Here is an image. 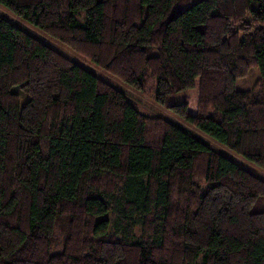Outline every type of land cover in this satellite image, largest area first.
Listing matches in <instances>:
<instances>
[{"label": "trees", "instance_id": "obj_1", "mask_svg": "<svg viewBox=\"0 0 264 264\" xmlns=\"http://www.w3.org/2000/svg\"><path fill=\"white\" fill-rule=\"evenodd\" d=\"M0 4L264 171V0ZM0 264H264V179L0 16Z\"/></svg>", "mask_w": 264, "mask_h": 264}, {"label": "rangeland", "instance_id": "obj_2", "mask_svg": "<svg viewBox=\"0 0 264 264\" xmlns=\"http://www.w3.org/2000/svg\"><path fill=\"white\" fill-rule=\"evenodd\" d=\"M0 16L7 20L8 22L14 24L15 26L23 29L36 39L40 40L44 44L58 50L65 56H67L69 59H71L74 63L77 65L85 68L86 70L90 71L91 73L95 74L97 77L101 78L102 80L106 81L116 89L122 91L124 94H126L131 100H133L141 109L142 112L146 114H150L153 116H159L162 117L171 123L188 130L190 133H192L197 138L202 139L204 142H206L210 147H212L213 150L217 151L218 153L224 154L226 157H228L232 162H235L236 164L240 165L245 170L247 169L252 174H255L257 176H260L264 179V171L261 170L259 167H256L253 163L249 162L248 160H245L243 157L239 156L235 152H231L224 144H221L220 142L214 140L212 137L207 136L204 132L200 131L199 129L193 127L186 121L182 120L181 118L177 117L172 111L168 110L162 105H159L153 101V95L156 90V82H153L150 87V92L152 96L144 95L137 90L131 88L127 84L123 83L122 81L118 80L117 78L111 76L109 73L98 67L93 62L87 60L86 58L78 55L76 52H74L71 48H69L66 44L63 42L47 35L43 31H41L39 28L35 27L34 25L30 24L23 18L16 15L14 12H12L7 7L0 4ZM260 71L257 67H253L251 70V73L242 80L238 81V90H246V91H256V84L257 81L260 80ZM259 90L264 91V87L261 86ZM189 96L188 91H182L179 94L176 95L177 102L183 103L186 102ZM26 102V97L23 95L21 97V103L22 105Z\"/></svg>", "mask_w": 264, "mask_h": 264}]
</instances>
